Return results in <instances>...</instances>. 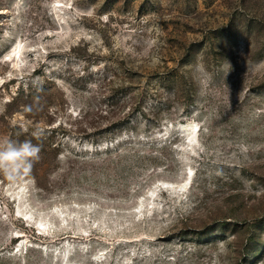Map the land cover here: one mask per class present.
Instances as JSON below:
<instances>
[{"label": "rangeland", "instance_id": "rangeland-1", "mask_svg": "<svg viewBox=\"0 0 264 264\" xmlns=\"http://www.w3.org/2000/svg\"><path fill=\"white\" fill-rule=\"evenodd\" d=\"M24 143L0 264H264V0H0Z\"/></svg>", "mask_w": 264, "mask_h": 264}, {"label": "clouds", "instance_id": "clouds-1", "mask_svg": "<svg viewBox=\"0 0 264 264\" xmlns=\"http://www.w3.org/2000/svg\"><path fill=\"white\" fill-rule=\"evenodd\" d=\"M36 152H38V149L31 147L28 143H24L19 148L9 144L6 150L0 151V164L5 161L34 156Z\"/></svg>", "mask_w": 264, "mask_h": 264}, {"label": "bare ground", "instance_id": "bare-ground-1", "mask_svg": "<svg viewBox=\"0 0 264 264\" xmlns=\"http://www.w3.org/2000/svg\"><path fill=\"white\" fill-rule=\"evenodd\" d=\"M170 191V190H169ZM27 221H29V220H27ZM38 230L41 232V233H46V232H43V230L40 228V227H38Z\"/></svg>", "mask_w": 264, "mask_h": 264}]
</instances>
